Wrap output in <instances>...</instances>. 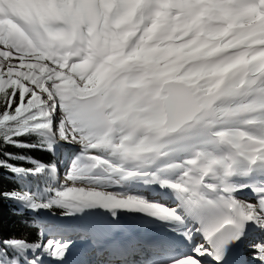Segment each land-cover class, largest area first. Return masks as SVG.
<instances>
[{"label": "snow or ice", "instance_id": "6c2138e0", "mask_svg": "<svg viewBox=\"0 0 264 264\" xmlns=\"http://www.w3.org/2000/svg\"><path fill=\"white\" fill-rule=\"evenodd\" d=\"M0 169V264H264V0H0Z\"/></svg>", "mask_w": 264, "mask_h": 264}, {"label": "trees", "instance_id": "16d2710c", "mask_svg": "<svg viewBox=\"0 0 264 264\" xmlns=\"http://www.w3.org/2000/svg\"><path fill=\"white\" fill-rule=\"evenodd\" d=\"M37 141L36 137L25 138L26 143H35ZM7 151L12 152L17 156H27L34 160L49 162L54 157L47 152L41 151L39 149H16L9 148ZM12 163H23L19 160H13ZM25 167H31L30 164H25ZM0 187L5 190H11L18 187L16 177L0 169ZM43 196V187L37 193ZM46 215V214H45ZM0 227L3 229L4 236H27L29 240L37 239V232L39 230V221L32 217L30 214L23 213L14 204L9 201L0 202Z\"/></svg>", "mask_w": 264, "mask_h": 264}, {"label": "bare ground", "instance_id": "6f19581e", "mask_svg": "<svg viewBox=\"0 0 264 264\" xmlns=\"http://www.w3.org/2000/svg\"><path fill=\"white\" fill-rule=\"evenodd\" d=\"M58 148H59V153L57 152L56 153V156L54 157V159H56L58 162H59V164H60V171L62 172V170L64 169V167H61V162L64 160V158L66 159V155H64V156H62V155H59V154H62V153H64V151H63V147H61V146H58ZM61 158H63V160L60 162V159ZM42 187L43 186H41V189H42ZM127 235H128V233L126 232V233H123V234H121V236L122 237H127ZM258 236V235H257ZM256 237V236H255ZM255 237H252V238H255ZM252 238H250V239H252ZM258 239V238H257ZM250 242V240H246V241H244L240 246V251H242V254H241V261L242 262H245V261H248L249 262V264H251V258H250V256H251V249H249L248 248V243Z\"/></svg>", "mask_w": 264, "mask_h": 264}, {"label": "rangeland", "instance_id": "374dc122", "mask_svg": "<svg viewBox=\"0 0 264 264\" xmlns=\"http://www.w3.org/2000/svg\"><path fill=\"white\" fill-rule=\"evenodd\" d=\"M63 151H64V153L59 154V155H62V156L66 155V156H67V155H68V149H67L66 146L63 147ZM57 152L59 153V148H58V147H57ZM62 160H63V158L60 159V162H61ZM63 170H64V169H63ZM63 170H62V172H63ZM62 172H61V173H62ZM257 238H260V237H259V236H256L255 239H257ZM252 239H253V238H252ZM250 258H251V256H250Z\"/></svg>", "mask_w": 264, "mask_h": 264}, {"label": "water", "instance_id": "95a60500", "mask_svg": "<svg viewBox=\"0 0 264 264\" xmlns=\"http://www.w3.org/2000/svg\"><path fill=\"white\" fill-rule=\"evenodd\" d=\"M64 161H65V158H64V160L61 162V167H64Z\"/></svg>", "mask_w": 264, "mask_h": 264}]
</instances>
